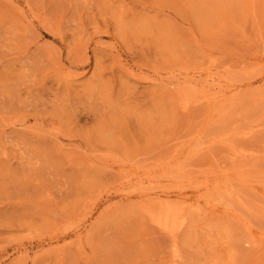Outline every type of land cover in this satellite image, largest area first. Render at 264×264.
Wrapping results in <instances>:
<instances>
[{"label": "rangeland", "instance_id": "rangeland-1", "mask_svg": "<svg viewBox=\"0 0 264 264\" xmlns=\"http://www.w3.org/2000/svg\"><path fill=\"white\" fill-rule=\"evenodd\" d=\"M0 264H264V0H0Z\"/></svg>", "mask_w": 264, "mask_h": 264}, {"label": "bare ground", "instance_id": "bare-ground-1", "mask_svg": "<svg viewBox=\"0 0 264 264\" xmlns=\"http://www.w3.org/2000/svg\"><path fill=\"white\" fill-rule=\"evenodd\" d=\"M153 212V211H152ZM151 212V213H152ZM158 215V214H157ZM177 222V216L174 213L167 212L164 216L158 219V224L164 229L171 231L175 229V225ZM178 228V227H177ZM172 232V231H171Z\"/></svg>", "mask_w": 264, "mask_h": 264}]
</instances>
